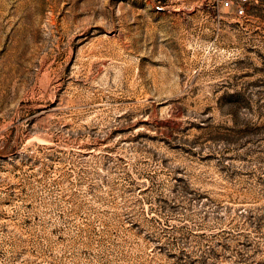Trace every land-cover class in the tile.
<instances>
[{
	"label": "rangeland",
	"instance_id": "rangeland-1",
	"mask_svg": "<svg viewBox=\"0 0 264 264\" xmlns=\"http://www.w3.org/2000/svg\"><path fill=\"white\" fill-rule=\"evenodd\" d=\"M0 264H264V0H0Z\"/></svg>",
	"mask_w": 264,
	"mask_h": 264
},
{
	"label": "built area",
	"instance_id": "built-area-1",
	"mask_svg": "<svg viewBox=\"0 0 264 264\" xmlns=\"http://www.w3.org/2000/svg\"><path fill=\"white\" fill-rule=\"evenodd\" d=\"M216 1L219 2L224 7L235 5L239 14H243L245 12V7L248 4L254 1L258 2V0H216Z\"/></svg>",
	"mask_w": 264,
	"mask_h": 264
}]
</instances>
